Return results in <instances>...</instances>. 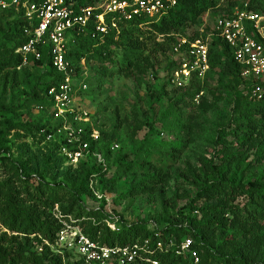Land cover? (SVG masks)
<instances>
[{
	"label": "rangeland",
	"instance_id": "1",
	"mask_svg": "<svg viewBox=\"0 0 264 264\" xmlns=\"http://www.w3.org/2000/svg\"><path fill=\"white\" fill-rule=\"evenodd\" d=\"M249 2L264 6V0H216L214 7L184 28L162 35L142 26L134 34L138 38L135 46L126 44L125 37L115 39L106 49L107 59L97 61L89 53L85 63L74 61L81 65L78 77L87 84L75 96L77 107L87 112V120L79 124L86 132L99 131L101 141L96 147L107 152L109 166L104 181H94L101 199L87 190L81 192L79 204L85 209L112 212L120 225L146 224L163 230L196 216L195 208L218 203V198H203L213 165L228 166L237 178L264 182V132L258 140L243 132L241 118L247 112L249 92L240 78L209 63L204 74L192 73L182 87L172 81L181 58L187 56V42L202 38L212 45L217 38L216 19ZM2 9L0 6V48L5 50L13 41L2 39L8 22ZM127 58L132 59L131 66L118 67ZM53 77L47 68L32 62L17 71H0V104L10 110L0 115V132L11 150L0 155V182L23 192V170V176L42 175L55 185L61 183L62 192L75 196L82 174H72L66 167L70 164L61 165L52 157L51 148L63 139L56 132L59 121L49 119L48 112L37 105L44 84ZM38 123L45 124L44 131L37 128ZM49 133L54 135L49 138ZM114 144L118 147L112 149ZM4 230L0 226V232ZM263 232L264 227L256 232L263 234L257 239L256 253L247 248L250 234L238 235L221 249L243 252L250 262L264 264ZM219 234L215 230L209 240L214 244Z\"/></svg>",
	"mask_w": 264,
	"mask_h": 264
},
{
	"label": "trees",
	"instance_id": "2",
	"mask_svg": "<svg viewBox=\"0 0 264 264\" xmlns=\"http://www.w3.org/2000/svg\"><path fill=\"white\" fill-rule=\"evenodd\" d=\"M215 5L216 0H177L176 4L158 19L139 18L119 21L118 29L109 32L102 40L94 39L89 34L76 36L74 41L68 45L67 57L79 76L82 71L79 64L85 63L88 54L91 53L90 55H93L97 61L107 59L109 54L106 49L114 43L115 39L123 40L125 37L123 41L126 44L135 46L134 40L138 38L134 34L138 33L142 26H150L151 31L158 34H169L171 31L196 22ZM249 5L256 10H264V6L258 8L251 3ZM2 11L6 14L8 21L6 30L1 33L2 39L12 40L13 45L5 50L0 48V71L5 69L17 71L22 66V57L17 49L27 39L24 33L27 22L21 10L12 7L2 9ZM211 43L209 63L212 66H221L222 71L231 77H239L249 92L247 94V112L241 118L245 136L254 140L263 138L264 98L255 100L251 97L254 83L241 76V66L234 60L233 48L218 34ZM76 60L80 63L75 64ZM32 63L47 68L48 72L54 75L53 80L44 84L43 96L37 99L38 107L48 112V118L52 119L49 112L52 101L47 92L51 86L60 81L61 75L51 65L48 51L45 48L42 59L32 61ZM131 63L132 59L127 58L118 67L129 68ZM83 91L85 90H80V92ZM8 111L10 110L4 104H0V115H6ZM45 127L44 123L37 124L39 130H43ZM5 138V134L0 132V155L11 152ZM100 141H93L92 149L102 153L106 161L105 165L98 163L93 156H90L87 160L80 162L75 169L66 166L72 174L76 172L82 174L78 184L79 193L75 196L72 193L62 192L61 183L55 185L46 181L42 175L38 178L23 176V170L20 177L24 179L23 192L16 190L13 185H9L7 182H0V226L5 228L0 232V264L80 263L75 251L56 244L57 234L61 229V223L54 216L56 205H60L59 209L65 218L68 219L69 215L72 216L82 231L101 245L124 246L145 238H151L153 243H156L158 239L168 243L172 239L178 245L184 235L193 239L192 247L198 252V262L195 263L188 253L180 255L175 253L174 247H168L167 251L158 250L154 254V258L159 259L161 264H254L243 252H226L221 248L231 244L240 234H250L251 238L247 243V248H249V253L257 252L259 243L257 239L263 234H256V232L259 228L264 227V182L261 179L243 180L237 178L234 172H229L228 166L213 165L212 178L203 190V198H218L217 204L195 208L193 211L198 212L196 216L187 217L183 224L167 226L163 230L151 228L146 224L120 225L119 220L116 221L117 227L113 230L106 223L109 212L103 208L87 210L79 204L82 191L87 190L94 195L90 187V180H97L99 183L104 181L109 169L107 152L96 147L100 145ZM60 145L51 148V151L54 152L51 155L57 163L63 165L66 159L60 153ZM1 159H5V156H2ZM142 189L139 188V190ZM130 193L137 192L130 190ZM239 197L242 198V201L237 202ZM64 201L69 204H63ZM231 227L234 228V232H228V228ZM215 230L220 234L213 244L209 239ZM156 233H159L158 237H156ZM35 245L38 248H34ZM40 247L42 250L39 249ZM244 249L242 248V250ZM134 264L148 263L138 261Z\"/></svg>",
	"mask_w": 264,
	"mask_h": 264
},
{
	"label": "built area",
	"instance_id": "3",
	"mask_svg": "<svg viewBox=\"0 0 264 264\" xmlns=\"http://www.w3.org/2000/svg\"><path fill=\"white\" fill-rule=\"evenodd\" d=\"M176 1L0 0L3 9L13 7L21 10L26 19L24 33L27 39L17 49L22 65L40 61L45 48L51 65L61 75L60 81L48 89L47 95L52 101L49 112L54 120L59 121L56 132L63 138L59 150L66 163L77 167L93 156L98 163L106 164L102 153L92 149V142L99 140V131L86 132L79 124L87 120V112L77 107L75 96L80 90H86L87 84L77 76L67 57L70 42L81 34L102 40L109 32L118 29L121 20L158 19ZM214 30L233 48L234 60L241 66V76L253 81L251 97L255 100L264 98V10H256L246 3L232 14L217 18ZM183 41L185 44L186 40ZM187 43V56L181 58L180 67L172 75V81L181 87L189 82L192 73L202 75L209 69V42L197 38ZM180 47L176 50L180 51ZM53 135L49 133L48 137ZM117 147L114 144L112 149ZM90 187L101 199L93 179ZM54 216L61 223L56 244L75 251L80 260L78 264H134L138 261L161 264L154 254L158 250L167 251L168 247H174L175 253L180 255L188 253L195 263L199 260L191 238L183 239L178 245L172 239L168 243L162 239L153 243L151 238H145L129 245L106 246L87 236L72 216L65 218L58 205ZM117 220L118 217L110 212L106 223L115 230ZM155 235L158 237L159 233ZM39 249L42 250L41 247Z\"/></svg>",
	"mask_w": 264,
	"mask_h": 264
}]
</instances>
